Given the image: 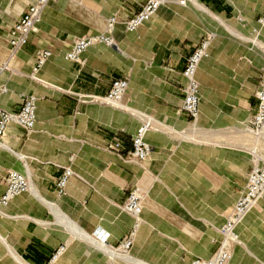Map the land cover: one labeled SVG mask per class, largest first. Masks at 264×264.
Listing matches in <instances>:
<instances>
[{"label": "crops", "instance_id": "1", "mask_svg": "<svg viewBox=\"0 0 264 264\" xmlns=\"http://www.w3.org/2000/svg\"><path fill=\"white\" fill-rule=\"evenodd\" d=\"M147 1L52 2L10 69L2 70L10 55V31L37 0H0V88L8 89L0 108L17 111L26 95L39 99L35 129L28 133L12 123L0 139V196L9 171L25 172V167L37 193H24L0 208V264H18L12 253L27 264H191L217 251L219 229L246 188L252 154L179 140L169 129L191 130V119L181 112L183 72L208 31L216 37L197 71L199 128L224 131L257 114L264 27L258 46L243 38L259 27L264 0H198L201 8L169 3L127 31L125 21ZM114 15L117 47L94 45L84 63L66 59L76 39L106 32ZM42 49L52 56L33 75ZM116 79L129 80L122 101L127 110L89 101L107 95ZM141 117L165 128L148 132L153 153L134 162L128 155ZM117 143L120 152L112 149ZM68 166L75 174L60 196L56 183ZM135 186L147 195L133 246L125 252L117 246L136 220L123 206ZM98 231L107 234L109 250L99 244ZM237 233L240 242L228 264H264V199ZM62 245L66 250L52 261Z\"/></svg>", "mask_w": 264, "mask_h": 264}, {"label": "built area", "instance_id": "2", "mask_svg": "<svg viewBox=\"0 0 264 264\" xmlns=\"http://www.w3.org/2000/svg\"><path fill=\"white\" fill-rule=\"evenodd\" d=\"M57 1L60 0H37L36 3L29 5L28 9L10 31V55L2 65V70L10 69L7 65V61L12 60L16 53L29 42L31 35L37 31V25L41 22L45 9L50 3ZM169 3L189 6L191 0H148L140 11L136 12L125 21L126 30L129 32L137 30L141 25L151 20L162 6ZM118 22V16L114 15L107 21L106 32L76 39L72 49L67 52L66 59L77 63H84L85 52L94 45L105 44L110 47H117V42L112 35V31ZM257 24L258 26H264V11L262 16L258 19ZM259 30V27L253 29L254 43L257 46ZM214 37V33H206V36L197 46L195 52L189 57L186 69L183 72L186 86L181 112L195 121H197L200 115V83L197 79V71L201 62L209 56L211 43ZM51 56L52 51L48 49H42L38 52L33 75H36L45 66ZM128 86V79H116L113 81L112 87L107 95L104 97L93 96L90 97L89 101L107 103L117 109L127 110V106L124 105L122 101ZM7 92L8 89L6 87L0 88V96ZM257 96L259 100L258 112L253 117L252 127L250 128L254 141V146L250 151L253 157V168L249 174L246 188L234 205L225 223L219 229L221 239L217 251L209 258H196L191 264L230 263L233 259V246L239 242L237 233L239 225L255 205L260 200L264 199V80L260 85ZM38 101L37 95L31 94L23 97L22 105L17 111L11 112L0 108V139L5 136L9 125L12 123L21 126L28 133L32 132L37 124ZM136 115L140 116L138 113ZM154 122V120L148 119L147 117H141V125L133 136V148L128 155L130 160L145 162L151 157L153 147L147 142L146 137L148 132L154 129ZM112 149L116 152H120L122 146L120 143H117L115 146H112ZM74 174L71 166L64 167V171L56 183L60 196L67 193V185ZM5 186V191L0 196V208L8 207L13 199L29 192L32 183L30 177L25 172L10 170L5 178ZM145 196L144 189L139 186H135L128 193L124 208L126 212L135 218L136 224L133 231L124 238L121 245V249L125 252H128L133 246L136 233L142 222L141 214ZM66 248V245L60 246L52 261L58 254L65 251Z\"/></svg>", "mask_w": 264, "mask_h": 264}, {"label": "rangeland", "instance_id": "3", "mask_svg": "<svg viewBox=\"0 0 264 264\" xmlns=\"http://www.w3.org/2000/svg\"><path fill=\"white\" fill-rule=\"evenodd\" d=\"M209 32L211 31H208V33ZM214 34L216 37V33ZM243 39L251 43L252 46H256V44L254 43L253 32L251 36L244 37ZM263 80L264 79H262V81ZM154 124H155L154 129L159 130V129L165 128V127L163 128V126L157 122H154ZM190 125H191V130L189 129V130H184V131H176L174 129H169V133L179 140L190 141V142L197 143L200 145L213 144V145L220 146L224 144L227 146L239 148L241 151L246 152V153H250V151L252 150L254 146L253 137H252V134L250 133V128L252 127V119L249 121H246L242 126H234L224 131L219 130V131H214V132H210V131L207 132L205 130L200 129L198 126V122L193 119L190 120ZM71 159L74 160V157L72 156ZM145 195H147L146 191H145ZM231 210L232 209H229L227 217L229 213L231 212ZM123 241L124 239L117 246L118 249L121 248Z\"/></svg>", "mask_w": 264, "mask_h": 264}, {"label": "bare ground", "instance_id": "4", "mask_svg": "<svg viewBox=\"0 0 264 264\" xmlns=\"http://www.w3.org/2000/svg\"><path fill=\"white\" fill-rule=\"evenodd\" d=\"M190 5H192L193 7H195V8H201L202 6L199 4V2H198V0H191V4ZM199 10V9H198ZM206 13V12H205ZM261 27H264V26H259V32L261 31ZM10 62H11V60H9V61H7V65H8V67L10 68ZM250 133L252 134V130L250 129ZM0 146H2V142H0ZM15 155L17 156V157H21V155L20 154H17V153H15ZM134 162H136L135 160H134ZM25 169V173L29 176V173H28V171H27V169H26V167L24 168ZM30 177V176H29ZM31 179V178H30ZM31 183H32V181H31ZM141 188V187H140ZM29 192H33L34 194L36 193L35 191H34V188H33V185H32V187H31V190L29 191ZM36 195H37V193H36ZM144 201V200H143ZM261 201V200H260ZM259 201V202H260ZM258 202V203H259ZM257 203V204H258ZM257 204L255 205V207L257 206ZM53 209H54V211L55 212H57V214H59V215H61V216H63L64 217V219L65 218H67L61 211H60V209L58 208V206H57V204L56 203H53ZM254 207V208H255ZM124 208V207H123ZM253 208V209H254ZM253 209L251 210V211H253ZM124 210H125V208H124ZM126 211V210H125ZM250 211V212H251ZM249 212V213H250ZM248 213V214H249ZM2 235L0 234V240L1 239H3L2 237H1ZM96 236H98V238H99V244H103L102 246H103V248H105L106 250L108 249L109 250V248L108 247H106L105 246V243H106V241H107V234L105 233V232H102V231H98L97 233H96ZM240 242V241H239ZM238 242V243H239ZM113 251V250H112ZM115 251V250H114ZM64 252V251H63ZM63 252H61L60 254H58V256L53 260V261H56L60 256H61V254L63 253ZM12 255H13V258H14V260L16 261V263H18V264H27L26 262H24V260L20 257V255L19 254H13L12 253Z\"/></svg>", "mask_w": 264, "mask_h": 264}]
</instances>
